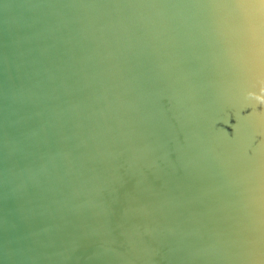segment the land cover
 Wrapping results in <instances>:
<instances>
[{
	"label": "water",
	"instance_id": "obj_1",
	"mask_svg": "<svg viewBox=\"0 0 264 264\" xmlns=\"http://www.w3.org/2000/svg\"><path fill=\"white\" fill-rule=\"evenodd\" d=\"M262 87L259 0H0V264H264Z\"/></svg>",
	"mask_w": 264,
	"mask_h": 264
},
{
	"label": "clouds",
	"instance_id": "obj_2",
	"mask_svg": "<svg viewBox=\"0 0 264 264\" xmlns=\"http://www.w3.org/2000/svg\"><path fill=\"white\" fill-rule=\"evenodd\" d=\"M261 91L264 92V87L261 88ZM255 94L252 93V92H248V96H254ZM257 100H259L261 102V104H264V99H262L261 97L259 96H256L255 97Z\"/></svg>",
	"mask_w": 264,
	"mask_h": 264
},
{
	"label": "snow or ice",
	"instance_id": "obj_3",
	"mask_svg": "<svg viewBox=\"0 0 264 264\" xmlns=\"http://www.w3.org/2000/svg\"><path fill=\"white\" fill-rule=\"evenodd\" d=\"M259 3H260L261 5H264V0H259Z\"/></svg>",
	"mask_w": 264,
	"mask_h": 264
}]
</instances>
